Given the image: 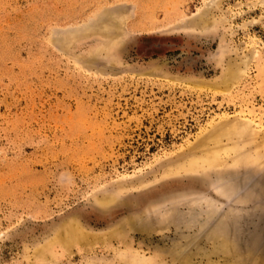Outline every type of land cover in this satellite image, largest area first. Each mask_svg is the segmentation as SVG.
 <instances>
[{"label":"rangeland","instance_id":"rangeland-1","mask_svg":"<svg viewBox=\"0 0 264 264\" xmlns=\"http://www.w3.org/2000/svg\"><path fill=\"white\" fill-rule=\"evenodd\" d=\"M0 264H264V0H0Z\"/></svg>","mask_w":264,"mask_h":264},{"label":"bare ground","instance_id":"bare-ground-1","mask_svg":"<svg viewBox=\"0 0 264 264\" xmlns=\"http://www.w3.org/2000/svg\"><path fill=\"white\" fill-rule=\"evenodd\" d=\"M234 77V75L230 74L229 78L232 79Z\"/></svg>","mask_w":264,"mask_h":264}]
</instances>
